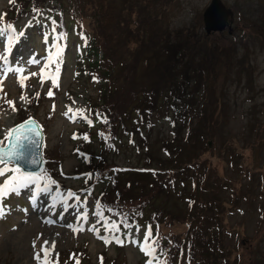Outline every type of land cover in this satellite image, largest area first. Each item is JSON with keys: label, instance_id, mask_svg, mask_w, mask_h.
Wrapping results in <instances>:
<instances>
[{"label": "rangeland", "instance_id": "rangeland-1", "mask_svg": "<svg viewBox=\"0 0 264 264\" xmlns=\"http://www.w3.org/2000/svg\"><path fill=\"white\" fill-rule=\"evenodd\" d=\"M57 1L0 0V27L11 25L14 29L11 35H15L16 30L18 34L23 33L12 45L9 65L23 66L25 72L22 75L28 77L23 81V87L15 73H9L3 79L0 144L6 143L7 130L27 117H33L43 127L44 168L50 157L55 165L52 170L58 174L56 178L63 182L59 188L53 189L56 185H52L47 193L39 192L36 186H29L0 201L6 206L5 215L0 216V264H37L34 252L39 251L41 245L51 247L53 241L55 249L51 258L54 261L64 252L77 260L86 254L92 261L89 264H101V258L103 264H146L148 257L131 241L143 242L147 229H151L152 240L149 243L155 241L159 259L167 264H190L189 252L184 247L179 249L181 239L177 238L184 236L187 224L184 220L175 221L174 215L179 213L181 217L185 210L189 211L193 198L202 199L191 198L192 179L198 172L206 173L208 168L210 173H214L216 186L225 179L223 187L218 186L219 198L229 203L233 199L235 204L233 208L228 205L229 209L220 215L218 205L208 211L206 230L214 229L222 235L218 251H215L217 263L239 264L246 258V263L264 264V0H222L232 9L233 22L231 26L211 33L207 40L201 37L205 33L202 12L210 0H112L118 10H122V16L121 11L114 12L116 36L109 42L126 41L124 47L128 50L132 84L128 86L126 96L108 98L109 104L117 102L126 108L132 91L134 100L138 99L136 103L141 101L145 104L144 98L139 99V89L152 91L163 80L160 71L164 67L162 61L157 74L147 68L149 63L156 64L161 58L160 43L152 40L147 44V40L156 34L143 37L146 47L130 40V30L137 28L139 31L140 24L145 27V23L156 24L153 19H146L147 12L153 14L164 10V26L168 32L187 28L188 33L182 31L184 36L181 38L187 43L182 49L187 56L176 61L177 68L189 64L192 86L200 87L192 98L193 113L185 121L182 113L184 104L175 92L166 102V114L154 112L147 128H143L146 142L139 153L132 146L129 133L116 132L112 144L100 141L96 136L89 138L86 133L84 141L79 136L83 123L91 122L86 98L98 101V85L94 86L91 75L98 74L97 60L93 62V59L95 56L98 58V54L102 58L105 39L89 14L79 29L83 34L80 45L79 37L72 34L71 23L59 10ZM125 16L126 23H119L118 18ZM160 18L159 15L157 19ZM193 29H196L195 36ZM55 30L66 33V36L61 39L55 35ZM4 40L8 42V37L0 36V55L4 53ZM54 45L62 49V54L56 58V63L45 69V79L41 83L40 70L47 57L56 51ZM233 45L236 52L230 53L229 59L220 53L221 48ZM94 46H97V52H91ZM142 48L147 49L144 50L146 55L139 54ZM29 58H35L39 63L28 64ZM211 65L214 68L210 71ZM194 68H198L196 74ZM49 71L57 75L56 86L46 78ZM198 74L205 75L207 80L198 84L194 80ZM49 91L52 96L48 95ZM164 93L169 91L164 90ZM21 95L27 99L22 101ZM6 100L15 103L16 111ZM212 107L215 108L210 113ZM202 108L205 111L201 112ZM77 112L82 115L75 120L70 119ZM204 114L210 122L201 119ZM135 126L129 123L128 129ZM97 127L99 124L90 128L96 133ZM144 151L150 152L144 155ZM167 151L177 152L176 159L180 158L182 162H191L195 158L189 168L177 173L178 190L183 181L190 180L181 191H162L160 184L164 181L148 189L146 172L127 178L123 174L117 175L113 186L108 179L101 180L91 184L94 185L92 192L84 188L94 174L95 161L99 158L106 162L113 160L117 164L137 166L140 163L141 166L157 167L153 173L168 175L163 168H172L174 162H170ZM253 174L256 177L253 178ZM2 180L3 176H0V184ZM131 182L137 183L131 185ZM101 188L103 192L95 196ZM69 189L75 191L70 192ZM235 191L238 197L232 196ZM69 193L74 195L68 196ZM49 196L56 197L58 207L53 205ZM148 201L150 206H146ZM103 202L109 208L110 216L104 214ZM151 211L160 213L162 221L155 220ZM82 216L86 218L81 219ZM121 221L130 223L129 227H124L127 233L120 236L119 232L106 230V225ZM78 227L84 230L74 233L72 229ZM93 228L95 231L89 230ZM113 236H119L125 243L121 245L114 240L104 243V239L111 240ZM33 241L36 242L35 250ZM45 241L48 244H44ZM214 247H217L216 241Z\"/></svg>", "mask_w": 264, "mask_h": 264}, {"label": "trees", "instance_id": "trees-1", "mask_svg": "<svg viewBox=\"0 0 264 264\" xmlns=\"http://www.w3.org/2000/svg\"><path fill=\"white\" fill-rule=\"evenodd\" d=\"M122 1H120L121 4L126 2ZM61 4L64 9L69 10V12L73 13L75 16L78 15L80 18L82 16H88L91 14L92 23L97 27L98 32L103 36V39H105V41L102 43L103 56L100 60L95 62L98 67V74L95 75V81L97 82L99 90L98 101H95L92 97L87 99L90 101L91 116L94 119V124H99V127L96 128L97 132H99L102 136L109 135V137H113L116 131L117 134L119 131L122 133H130L131 142H139L137 139L139 136L138 131L135 128H139V125H141V120H146V122H143V124L149 122L155 111H159L161 114H166L168 110V104L166 102L174 95V92L181 99L182 104H184L182 108L184 121L190 114L193 113L192 98L195 92L200 89V87L192 86V74L189 68L190 65L188 64L181 68H177L176 63V61H179L182 57L187 56V54L182 50L185 48L187 43L181 41V38L184 36L182 31H187V28L177 32H168V29L164 26L165 18L164 10H162L159 13L157 11L153 14L147 12L145 15L146 19L151 18L156 22V24L149 25L145 23L147 27H145L143 24H140L138 28L139 31H137V28L130 30V40L142 47H146V42L142 40L145 35L151 36L156 34L147 40V44L152 43V40L155 43H160L159 54L161 58H159L156 64L149 63L147 68L157 74L161 66V61L164 67L160 69L163 74V80L154 90L147 91L143 90L142 88L139 89V99L144 98L145 104L141 101L136 103L138 99L134 100V94L132 91V94L130 95L131 101L125 108L124 105L117 102L113 104L108 103V98H111L115 95L126 96L129 93L128 86L132 84V72L128 63V50L124 47V44H127L126 41L120 40L117 42H109L116 36L115 32L117 19L113 22L114 12L116 11L118 13V11H121L122 16V10H118L117 6L112 2V0H61ZM159 15L161 17L160 20L157 19ZM126 21L127 16L118 18L119 23H126ZM193 34L195 36L196 29H193ZM201 37H204L207 40L210 37V34L203 32ZM191 44L195 46L194 42ZM96 49L97 46H94L91 49V52H96ZM144 50L146 51L147 49L142 48V52L139 54L146 55ZM233 52H236V47L234 45L233 47L225 46L221 48L220 51L224 57L227 55L228 59L230 57L229 54ZM213 68L214 67L211 65L210 71L213 70ZM197 70L198 68L193 69L195 74ZM194 80L198 84H201L207 79L205 78V75L198 74L195 76ZM160 90L162 94H160ZM164 90H168L169 93L163 94ZM186 96L188 97L186 98ZM154 107L155 110H152ZM213 108L215 107L211 108L210 113L212 112ZM202 111H205V109L202 108L201 112ZM201 119L206 123L210 122L206 117V114H204ZM213 121L215 120H212L211 122ZM129 123L137 126L128 129ZM182 124L185 123L182 122ZM132 129L137 138L132 137ZM168 156L170 157V162L178 164V160L176 159L177 154L171 151ZM92 158L94 159V157ZM194 159H192L191 163L185 162L184 165H176V168L167 169L172 171L171 174L176 175L177 171L175 169L179 170L182 168H189L188 165H192ZM95 163H97L93 168L95 170V174H107L110 178L114 179L117 178V175L122 174L126 178L128 177L127 164H117L113 160L112 162H106L103 158L97 159ZM197 167H200V164H197ZM137 173L142 172H131L130 176H134ZM213 176L214 173H210L209 168L207 169L206 173L198 172L196 177L192 179L194 185L191 183L193 185V195L191 198L196 196L202 199L196 200V198H193V204L191 207H188V209H190L189 211L185 210L181 217H179V213L174 215L176 217L175 221L184 220L187 224V231L184 232V236H177V238L181 239L179 249L184 247L188 250V256L192 262L190 264H218L215 251H218L222 235L221 232L215 231L214 229L209 231L206 230L208 216L210 215L208 211L214 209L216 205H218V207L221 208V211H218V214L220 215L229 209V206H232V208L235 206L233 199H231V202L229 203L219 198L218 186L223 187L225 184V179L223 183L220 181L219 185L216 186V178H213ZM163 180L164 182L160 184L162 191L176 189L177 183H168V177H157V174L153 175L151 173H148L149 184L146 187L151 190L157 186L158 182L161 183ZM188 181H184L182 184L184 185ZM178 191H181V188ZM231 194L232 196L238 197L236 191ZM150 205L151 203L148 201L146 206ZM162 208L165 209L164 207ZM154 212L157 213L156 211ZM167 215L168 214L165 216ZM167 221H169V217H167ZM215 241L217 247H214ZM253 261L254 259L251 260L252 263ZM246 262V258H244L239 264H250V262Z\"/></svg>", "mask_w": 264, "mask_h": 264}, {"label": "snow or ice", "instance_id": "snow-or-ice-1", "mask_svg": "<svg viewBox=\"0 0 264 264\" xmlns=\"http://www.w3.org/2000/svg\"><path fill=\"white\" fill-rule=\"evenodd\" d=\"M13 32L14 29L11 25L0 27V36L8 37V42L5 44L4 48V52L8 54H10L12 51V45L18 41L20 36L23 35L22 32L18 35H11ZM60 38L62 39L63 35H61ZM53 47L56 48V51L47 57V62L40 70L41 83H43L45 79V69H48L49 65H51L52 63H56V58L60 57L62 54V49H60L56 45H54ZM0 62H2L0 63V90H2L3 79H6L9 73L17 74L18 83H20L21 87H23V81L28 78L22 75L25 72V68L23 66H10L8 55H0ZM27 63L37 64L39 63V61L35 58H29ZM58 71L59 69L57 68L56 72L58 73ZM31 75L35 76L37 74L31 73ZM46 78L51 79L54 86L57 85L56 74L49 71ZM38 95L39 94H37V96ZM48 95L52 96L53 93L49 91ZM26 99L27 98L25 96L21 95L22 101ZM6 103L9 105V107H11L13 111H16L15 103L13 101L6 100ZM81 115L82 114L79 112L74 113L70 117V119L75 120L77 116ZM73 138H75V136ZM85 139H87V137H85ZM5 140H7L8 143L0 147V165H2V167H0V176H4L9 172L11 173V175L8 176L2 184H0V201H3L12 193L18 194L20 189L28 188L29 186H36L39 192H49L51 190V186L55 185L56 182L50 178L45 170L42 169L39 174L25 170L26 166L39 165L42 163L40 153V149L42 147L40 131L37 126L33 125L31 118H29L28 121L23 122L19 126H15L12 129L7 130ZM68 195L73 196L74 194L69 193ZM5 213L6 206L0 204V216L5 215ZM84 218L86 217H81V219ZM72 230L75 233L83 231L84 229L78 227L73 228ZM89 230L95 231L94 228ZM106 230L111 232L119 231L115 223L111 224L110 226L106 225ZM113 240L121 245L125 243V241L122 240L119 236H113L111 240L104 239V243L108 244ZM151 240V229H147L144 233L143 242H137L133 240L131 241V243L137 245L140 251L143 252L146 257H148V259L146 260V264H167L166 261H163L157 257V249L154 246L155 241L149 243V241ZM44 244H48V241H45ZM33 249H36L35 241H33ZM54 249V241L49 248H45L43 245H41L39 251L34 252L33 258L37 261V264H58V261H54L51 258ZM41 253H43V256H41ZM76 264H79V260L76 261ZM101 264H103V258H101Z\"/></svg>", "mask_w": 264, "mask_h": 264}, {"label": "water", "instance_id": "water-1", "mask_svg": "<svg viewBox=\"0 0 264 264\" xmlns=\"http://www.w3.org/2000/svg\"><path fill=\"white\" fill-rule=\"evenodd\" d=\"M203 23H204V29L206 33H209L211 31L220 30L225 26V21L228 17H230V20L232 19V11L230 8L226 7L221 0H210L209 4L204 8L203 13ZM29 119H26L25 121H28ZM33 125L37 126L39 131L40 127L38 124L31 118ZM23 121V122H25ZM21 123H18L15 126H19ZM40 139H41V131H40ZM41 153V149H40ZM42 163L39 165H30L26 166V171L31 172H37L41 171L43 168L44 161L41 156Z\"/></svg>", "mask_w": 264, "mask_h": 264}]
</instances>
